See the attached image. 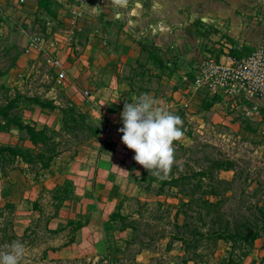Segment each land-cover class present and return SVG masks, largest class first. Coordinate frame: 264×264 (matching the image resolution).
<instances>
[{
  "label": "crops",
  "instance_id": "1",
  "mask_svg": "<svg viewBox=\"0 0 264 264\" xmlns=\"http://www.w3.org/2000/svg\"><path fill=\"white\" fill-rule=\"evenodd\" d=\"M51 1L52 4L44 5L42 0H0V35L12 33L14 28L21 49L17 69L12 67L10 71L16 69L19 78L28 61L48 51L57 53L67 67L69 82L63 88L104 128L79 145L67 163L54 162L38 179L20 171L10 176L0 174V204L12 200L17 208L25 207L32 213L30 200L37 198L43 187L53 188L72 175L77 178L73 196L64 202L50 225L57 228L69 217H88L87 224L77 230L71 247L81 249L100 239L111 245L110 240L117 242L128 237L127 229L121 230L110 214L124 196L144 192L136 179L145 169L134 160L135 152L122 142L119 131L123 127L122 105L132 103L136 95L129 76L132 65L143 53V42L155 41L163 50L174 48L181 62L188 53L192 67L198 66L200 57L205 55L224 60L228 53L218 55L211 52L213 47L211 51L202 48L201 19L216 21L219 16L226 17L231 19L229 31L240 27L243 33L257 36L264 27L263 22H256L264 16V0H127L122 7L113 5L111 0H89L87 4L80 0ZM251 15L254 20L246 25L243 18L247 21ZM62 30L70 32V39L60 37ZM37 38L44 40L42 48ZM85 90L90 95H84ZM37 109L42 114L40 119L47 115L45 111L54 117V111L41 107L31 112ZM36 115L38 112L32 118L37 119ZM255 246L263 255L264 236L256 239ZM56 253L68 255V249Z\"/></svg>",
  "mask_w": 264,
  "mask_h": 264
},
{
  "label": "rangeland",
  "instance_id": "2",
  "mask_svg": "<svg viewBox=\"0 0 264 264\" xmlns=\"http://www.w3.org/2000/svg\"><path fill=\"white\" fill-rule=\"evenodd\" d=\"M219 17L216 21L201 19L200 36L203 49L211 51L213 47L214 50L211 51L213 54L219 55L221 52H226L238 56L264 43V37L260 38L264 35V27L260 34L257 33V36L252 32L249 35L243 33L239 30L240 27L235 28L236 31H229L227 25L231 23V19ZM253 17L251 15L247 21L246 17L243 18L244 23L249 25L253 22ZM5 20L8 21L6 18ZM256 22L264 24V16L258 18ZM7 23L13 26L10 21ZM88 23L91 25L90 22ZM11 30L12 33L0 35V104L6 103L18 91L28 95L40 94L43 98L54 97L58 104L66 103L67 100L63 96L70 95L63 88L65 84L57 81L56 71L48 64L44 53L37 59L28 61L22 67L24 70L19 78L16 77L17 66H14L16 69L9 70L7 73L1 71L12 62L19 50L16 46L19 36L16 35L14 28ZM142 51L139 62L136 61L130 69L132 88L136 94L135 97L142 93H149L167 110L181 117L185 135L181 141L175 142L176 160L181 164L180 167L185 170L192 166H199L201 163L205 164L206 154L211 157L234 159L236 170L223 169L218 172L222 178H234L230 186L232 190L226 193L228 197L222 209L225 216L231 219L244 220L249 215L253 218V215L251 216L254 210L252 206L258 203L264 204V101L252 102L239 99L228 93H214L205 83L197 85L195 83L196 74L201 72V67H192L188 60L191 58L188 53L186 56L189 58L185 56V60L181 62L179 60L181 57L174 48L165 47L163 50L155 44V41L148 40L143 42ZM165 51L167 52L164 57L171 62L165 68H154L156 59L163 56ZM138 72L140 74H137ZM24 100L21 98L14 110L20 112L25 120H34L40 126L47 123L57 130L60 129L58 109L51 110L56 113L54 117L45 111L47 115L43 116L44 119H40L42 114L37 109V119H33L32 115L37 112H31V110L41 106L34 104L35 107L27 110L28 106H23ZM125 103L122 105L123 108ZM2 118L3 116L0 115V119ZM25 135L27 132L24 129L4 132L0 130V142L19 143L38 149L31 140L20 139V136ZM57 139L63 140L70 147L57 156L55 163H67L79 148L78 138L74 134L60 130ZM180 144H184L188 149L181 148ZM32 167L34 165L21 163L15 169L7 170L8 175L6 176L20 171L26 173L27 177L35 178ZM40 172L41 170L38 173ZM0 174L3 175L1 168ZM40 175L42 174H38L35 179L40 178ZM72 178L75 182L77 181L76 177ZM159 186V179H155L150 185V192L144 190L141 195H128L129 198L124 199L122 212L129 214L126 221L134 220L140 237L128 249L127 240L133 235L132 228H127L128 238L126 240L117 242L110 240L111 245L106 239L87 243L81 249L71 247V243L57 250L50 249L46 255L45 250L48 246H59L67 240L70 227L54 235L40 227L35 245L23 243L26 247V256L22 264H108L107 246L113 256H122L120 261L113 262V264H229L226 262L229 258L227 250L230 247L224 240H219L217 245L205 243L197 249L203 251L204 256H197L195 260H189L187 263L183 262L184 251L180 249V241H175L173 249H167L169 237H163V234L175 230L173 220L176 205L181 203L182 196L181 194H156L155 191L159 189ZM46 198H50L49 194ZM37 216V211L33 210L32 213H28L25 207L17 208L15 228L18 233L22 234L23 228ZM43 223L44 220L41 221V226ZM142 239L149 242V247L135 253ZM215 246L218 248L213 253ZM1 247L3 243L0 242ZM64 248L68 249V255L56 253ZM258 248L254 246L246 256H237L240 250L236 248L234 257L238 261L230 264H264V254L262 255Z\"/></svg>",
  "mask_w": 264,
  "mask_h": 264
},
{
  "label": "trees",
  "instance_id": "3",
  "mask_svg": "<svg viewBox=\"0 0 264 264\" xmlns=\"http://www.w3.org/2000/svg\"><path fill=\"white\" fill-rule=\"evenodd\" d=\"M42 3L48 5L52 4V1L42 0ZM0 19H3L2 14L0 15ZM17 48L19 50L13 57L12 62L5 69H1L3 73L9 72L16 65L21 53L20 47L17 46ZM168 63V60L161 55L156 59L154 68H165ZM141 65L145 66L142 63ZM137 74L140 73L138 72ZM129 78L131 80L132 76H129ZM63 97L66 98L67 102L58 104L54 97L46 96L43 98L40 94L28 95L18 91L6 103L0 104V115L3 116L0 119V130L24 129L27 135L20 136V139H29L38 148L35 149L19 143L0 142V168L3 175H8L7 170L15 169L21 163L34 165L32 168L35 172V178L38 174H43L49 170L57 156L70 147L63 140L57 139L60 130L76 135L78 145L99 135L103 130L104 125L102 122L97 121L90 111L84 109L71 96L64 95ZM21 98L25 99L24 107L36 104L54 111L58 109L60 129L57 130L47 123L40 126L34 120H25L20 112L14 110L18 106V101ZM180 147L188 149L184 144H180ZM204 157L207 161L205 164L201 163L199 166H192L185 170L180 166L174 165L169 179L159 180L160 186L155 191L156 194H181L182 196L181 203L176 205L173 220L175 230L170 233H164L163 237H169L167 242V249L169 250L174 248L175 241H180V249L184 251L182 254L184 263H187L189 260H195L197 256L203 257L204 252L197 249L205 245V243L217 245L219 240H224L230 247L227 250L229 252V258L228 262H226L230 264L238 261L234 257V250L236 248L240 250L237 256H246L254 248L256 239L264 236V204L258 203L252 206L254 210L251 212V216L253 215V218L250 215L246 216L245 213H243L246 216L244 220L226 217L222 207L228 197L226 193L232 190L230 186L234 178H222L218 175V172L223 169L236 170V161L228 157L217 158L207 154ZM40 170L41 172L38 173ZM72 177V175L67 176L63 183L57 184L53 188L43 187L39 196L34 200H30L33 210L37 211L38 216L24 228L22 234H19L15 228L16 203L8 200L4 204H0V242L3 243V247L11 244L13 241L35 245L40 227H43V229L53 235L59 234L70 227L67 233V240L59 246H48L47 250H45L46 255H48L47 251L50 249L57 250L75 241L77 230L87 224L88 217H85V219L69 217L63 226L57 228L50 225L51 221L59 215L64 202L73 196L77 184ZM155 179L157 178L150 175L149 171L145 169L136 181L143 190L150 192V185ZM48 194L50 198L47 199L46 196ZM214 197L215 199H213ZM125 198H129V196H124L120 200L110 214V219L117 223L121 230L132 228L133 235L127 240L128 249L140 237L137 232L138 227L134 220L126 221L129 214L122 212V205ZM160 203L162 204V202ZM49 207L51 208L47 211ZM43 220L44 223L41 226V221ZM140 243L141 245L135 253H139L143 248L149 247V242L143 239ZM107 248V263L113 264V262L120 261L122 256H113L109 250V246ZM217 248L215 246L213 253H215ZM43 257L46 258V256Z\"/></svg>",
  "mask_w": 264,
  "mask_h": 264
},
{
  "label": "clouds",
  "instance_id": "4",
  "mask_svg": "<svg viewBox=\"0 0 264 264\" xmlns=\"http://www.w3.org/2000/svg\"><path fill=\"white\" fill-rule=\"evenodd\" d=\"M115 6H125L127 0H111ZM125 103L121 113L122 142L135 152L134 160L150 175L163 181L170 177L176 160L175 142L185 135L179 115L167 110L149 93H142ZM139 175V173H137ZM26 256L23 243L13 241L0 248V264H22Z\"/></svg>",
  "mask_w": 264,
  "mask_h": 264
},
{
  "label": "built area",
  "instance_id": "5",
  "mask_svg": "<svg viewBox=\"0 0 264 264\" xmlns=\"http://www.w3.org/2000/svg\"><path fill=\"white\" fill-rule=\"evenodd\" d=\"M89 3V0H80ZM60 37L69 38L70 32L60 31ZM42 48L44 40L36 39ZM48 64L56 71L57 81L65 84L68 79L67 67L57 53L46 52ZM201 72L196 74L197 85L205 83L214 93H228L239 99L255 102L264 99V43L242 55L226 54L224 60L212 55L200 57ZM84 95H90L89 90Z\"/></svg>",
  "mask_w": 264,
  "mask_h": 264
}]
</instances>
